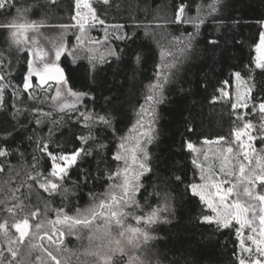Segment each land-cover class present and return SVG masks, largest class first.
I'll use <instances>...</instances> for the list:
<instances>
[{
	"label": "trees",
	"instance_id": "obj_1",
	"mask_svg": "<svg viewBox=\"0 0 264 264\" xmlns=\"http://www.w3.org/2000/svg\"><path fill=\"white\" fill-rule=\"evenodd\" d=\"M9 3L11 7L0 9V25L13 21L40 25L26 32L24 51L12 42L11 31L0 27V74L5 76L0 83L8 85L4 107L0 108V148L9 150V155L0 157V223L7 222L15 242L12 246L18 250L13 264H56L39 247L41 259L26 261L29 239L18 241L14 223L28 218L31 226L44 224L55 219L56 210L61 208L65 214L76 216L78 211L98 203L120 182L109 178L124 166L113 157L121 137L136 135L131 130L139 119L141 105H145L149 84L156 83L157 73L167 75L169 80L163 88L162 101L154 109V141L147 145L152 171L141 177L142 188L135 196L138 207L126 209L131 212L126 223L137 226L134 217L147 216L153 209L167 207L168 211H161L154 224L140 222L151 236L142 243L140 258L143 264H239L236 226L218 228L203 220L210 212L191 191L190 185L198 182L199 172L187 145L199 148L205 141L221 137L220 142L232 145L235 130L247 120L256 126L264 123L257 110L264 102V69L255 64V47L264 31V0H220L218 11L199 28L175 22L177 8L187 5L185 16L194 18L198 8L201 14L207 12L212 0H108V4L91 0L105 23L89 27L83 43L77 42L80 33L72 27L75 0ZM17 9L22 10L21 14ZM195 33L198 34L188 46V36ZM119 36L130 39H117ZM61 37L76 58L66 53L59 61L44 57L43 62L58 63L68 87L85 94L77 111H60L50 99L53 87L48 92L46 87L56 81L42 83L33 76L31 87L24 89L29 59L34 68L43 66L27 49L54 54ZM109 50L117 55L108 56ZM100 54L105 55V62H97L93 68L90 58ZM136 55L141 58L139 63L135 62ZM171 65L174 67H168ZM237 72L251 88L245 114L233 107L232 98L223 96L226 88L231 89ZM81 114L110 116L112 126H86ZM257 133L256 146L264 151V129ZM89 136L86 142L81 140ZM45 143L54 155L71 154L81 148L91 154L83 155L61 181L51 177L52 160L42 151ZM101 144L103 149L97 147ZM45 178L60 183L62 189L55 193L44 191L40 183ZM240 198L247 199L243 195ZM33 212L37 214L32 216ZM47 227L39 230L37 244L60 262V255L40 238L45 237ZM71 239H67L68 243ZM7 261L5 258V264ZM117 261L122 263L123 258Z\"/></svg>",
	"mask_w": 264,
	"mask_h": 264
},
{
	"label": "snow or ice",
	"instance_id": "obj_2",
	"mask_svg": "<svg viewBox=\"0 0 264 264\" xmlns=\"http://www.w3.org/2000/svg\"><path fill=\"white\" fill-rule=\"evenodd\" d=\"M104 4H108V0H102ZM220 0H212L207 6V12L201 14L202 9L198 8V14L194 18H187L185 16V10L187 5L181 4L178 6L175 14V22L177 23H190L196 28H199L205 23L208 16L216 13L218 11ZM9 0H0V9L5 7H11ZM75 15L72 19L75 24L72 25L74 28H78L80 35L76 36L78 43H83V36L89 27L95 26L97 23L103 25L105 22L101 20L97 15L96 9L93 7L91 0H75ZM22 10L17 9V13L21 14ZM0 27L11 31V39L14 44L18 46V50L24 51V45L28 43V37L26 32L28 30H37L40 25L35 22H24L17 23L13 21L7 25H0ZM122 28L123 26H116ZM195 34H190L187 38L188 46H191L192 40ZM107 39V32L105 35ZM117 39H130L127 36H119ZM180 39V38H178ZM35 44V41H32ZM209 43L215 44V40H210ZM28 52L35 57H38L40 62L43 64L42 68L35 67L33 60L28 61V72L24 80V89L27 90L31 87V78L33 76L38 77L42 83H47L49 80L56 81L57 89L56 95L52 97L53 101L58 102V107L60 111H77L76 105L83 100L84 95L82 93H77L72 91L71 88H67L66 92L61 91V89L67 84L64 78L63 69L60 68L58 63H44V57L47 55L42 49H37L33 51L31 48L27 49ZM257 52L259 55L256 59V67L264 69V33H261L260 44L257 46ZM73 55L75 59L74 52L70 50L66 44L63 42V37L60 38V42L55 45V61H59L61 56L64 54ZM108 56H116V52L109 50ZM163 55V54H162ZM93 63V68L97 62L104 63L105 55L100 54L98 57L93 56L90 58ZM140 56L136 55L135 62H140ZM174 67V65L168 66ZM238 80V86H242L244 81L241 78L239 72L235 73ZM5 76L0 74V81H3ZM169 80L167 75H162L157 73L156 83H151L148 86V94L145 97V105H141L140 112L138 113L139 119L136 125H134L132 132L136 133L135 136L121 137L118 150L114 155L113 159L115 161H122L123 168H117L116 172L111 173L109 178H115L120 181L114 184L112 188L107 192L104 198L99 199L98 203H95L91 208L87 209L85 212H77L76 216H69L64 213V210L57 209V216L55 220L47 221L46 224L51 226L53 233H58L60 237L64 235L56 226L59 225L61 228H66L70 233H75L84 229L89 230L90 235L88 236L89 246L85 249L84 255L86 257H92L95 259V264H116L118 255L125 254V246H131L136 248L139 246L140 242H146L151 239V236L145 230L139 226L133 227L126 223L127 217L131 215L129 209L130 207H138L137 201L135 199L136 193L142 188L141 177L146 173L152 171L150 167V156L147 150V145L153 143L154 141V129L153 124L155 120V106L159 104L163 99V88L165 83ZM8 85L0 83V108L4 107L5 99L4 93ZM251 91L250 88L246 89L243 97L238 98L246 101L248 93ZM13 95H16L14 92ZM65 96L71 97V102L65 100ZM63 101V102H61ZM237 105H233L235 108ZM246 107V103L241 105ZM259 111L264 113V102L259 104ZM16 114L13 113V116ZM86 122L88 123H100L104 126L111 127L112 120L110 116H98L96 114L84 115L81 114ZM147 116V123L144 122V118ZM40 121L37 120V123ZM253 128L251 122H247L242 128L235 130L234 136L236 141L240 142V148L243 149V161H247L245 164L243 161L239 160V156L225 155L232 154L233 148L228 147L221 153V167L220 172L225 173L229 177H235L236 183H231L229 187L224 188L225 183H230V181H217L214 178L213 170L211 167L205 169L202 164H198L194 159L193 164L201 169V179L205 181L203 184H191L190 188L195 196H199L200 201L205 203L209 209L212 210L214 215L204 216L203 220L209 224L215 223L218 228L228 229L232 226L233 221L239 225L236 229V234L240 238V246L244 252L252 254V247L245 245V238L242 235V230L244 228L250 229L251 234L247 236V240L251 241L252 245H255V252L259 256L264 257V194L255 191L256 185L259 184L264 186V155L257 154L255 149H253L251 141L255 139L251 135L250 130ZM143 129V131H140ZM244 137H247V143L244 141ZM91 137H82L81 140L87 141ZM223 140V137L220 138ZM98 148L103 149L104 145H97ZM187 147L193 151L198 150L191 143ZM43 152H46L48 157L52 160V172L51 177L59 178V180H64L68 174V170L77 164L78 160L82 158L83 155H90V151H85V149L74 150L71 154L54 155L52 152L48 151V145L43 144ZM9 155V150L7 148H0V157H6ZM208 157L205 154V160ZM253 159L255 160V165L253 164ZM233 160L237 163L234 164ZM238 168V171H237ZM2 170V169H0ZM40 178V174H37V179ZM87 178V177H85ZM179 179V177H177ZM40 187L49 193H55L62 189V185L58 182H54L52 178H45L43 183H40ZM243 188L241 193L240 188ZM211 189H215L214 192ZM64 191H67L64 189ZM243 195L247 199L241 201L240 197ZM235 197L234 199L232 197ZM230 201V202H229ZM259 204V209L257 212V203ZM9 212L12 210L9 209ZM161 211H168L167 207L163 209L157 208L153 209L147 216H135L134 219L137 225L141 221L145 225H151L156 223L160 218ZM37 213H31L35 216ZM97 221L102 223L97 224ZM258 222V227H257ZM46 224L37 223L35 228L39 231L42 230ZM19 233L18 241L23 242L25 237L29 236V219L23 218L21 221L16 222L12 225ZM113 228L118 230L117 237L113 236ZM44 236L47 237L49 241L55 244L57 241L53 239V235H49L47 231L44 232ZM0 237H2L8 244L7 249L13 259H9L7 264H13L14 258L18 254V250L12 245L15 243L9 232L7 222L0 223ZM32 239L35 238L33 234ZM44 237H41L43 239ZM62 243V241H60ZM30 251L41 248L47 253V256L52 260L56 261V264H60L53 256L51 251L44 248L42 244L31 243ZM39 259V257H37ZM137 262L136 257H130L129 264H134ZM0 264H5V258L3 250H0ZM138 264V262H137ZM239 264H248L245 259L241 258ZM251 264H264V261L259 259L252 260Z\"/></svg>",
	"mask_w": 264,
	"mask_h": 264
},
{
	"label": "rangeland",
	"instance_id": "obj_3",
	"mask_svg": "<svg viewBox=\"0 0 264 264\" xmlns=\"http://www.w3.org/2000/svg\"><path fill=\"white\" fill-rule=\"evenodd\" d=\"M263 28H264V22H263ZM263 33H264V31H263ZM33 39H36V38L33 37ZM259 44H260V39H259L258 44L255 47V64H256L257 56L259 55V53L256 50L257 46ZM45 53H47V55L45 56V59H50L51 58L52 61H55V53L51 54L49 52V50H45ZM89 56H91V55H89ZM34 58L35 59H39L38 57H35V56H34ZM49 81H51V80H49ZM243 81H244L243 85L242 86H238V80H237L236 76L234 75V82H233V85H232L231 89L229 90L228 88H226V90L223 91V96H225L226 98H232L234 100V105H237L235 108L241 109L243 111V114H245L246 112H248L247 111V107L250 104L249 100H250L251 91L248 93L246 101L243 100V99H239L238 98V93H239V97H243L244 94H245L246 89L250 88L248 82L245 79H243ZM57 86L58 85L55 84V85H48L46 87V92H48L53 87L52 88L53 93H52V96H51L50 99H52V97L56 95ZM67 88H69V87L66 84L61 89L62 93L66 92ZM71 99H72L71 97L65 96V100H67L68 102H71ZM53 102H55L58 105L57 101H53ZM61 102H63V101H61ZM245 103H246L247 106L246 107H242L241 105L245 104ZM257 110H258V112H260L259 111V106H258ZM261 114L263 115V118H264V113H261ZM247 122H250V121L247 120L245 123H247ZM263 125H264L263 122L261 124H258L257 126L254 124L253 128L250 130L251 135L253 137H255V139H253L251 141L252 147H253V149H255V152L257 154H260V155H264V151H263V149H261L258 146H256V142H257V139L259 137L258 133H257V130L264 129ZM243 139H244L245 143L248 142L247 141V137H244ZM203 144L204 145L199 147V148L195 147L198 150L197 152H193L192 151L193 160L195 159L198 164H202L205 169L211 167L212 170H213L214 178L217 181H225V180L230 181V183H225L223 185L224 188L229 187L231 183H236V178L235 177H229L225 173L220 172V167H221V163H222L221 153H222L223 150L227 149L228 147H232L233 148V153L232 154H227L225 152L224 153L225 155H230V156H233V157L239 156V160L243 161V155H242L243 149L240 148V142L236 141L235 136L233 137L232 145L224 144V143L220 142V140H218V139L217 140L205 141ZM205 154L208 157L207 160H205ZM57 155H62V154H57ZM243 162L245 164L248 163L247 161H243ZM233 163L236 164L237 161L233 160ZM52 164H53V162H52ZM254 165H255V160L253 159L252 166H254ZM237 171H238V168H237ZM51 172H52V169H51ZM198 172H199L198 173L199 174V180L195 184H203V183H205V181L201 179V169L200 168H198ZM242 190H243V188L241 187L240 191H242ZM211 191L214 192L215 189H211ZM255 191L259 192L261 194H264V186H261V185L257 184L256 188H255ZM232 198L234 199L235 197L233 196ZM240 199H241V201L244 200L243 198H240ZM256 203H257V212H258L259 204H258V202H256ZM206 207H207V205H206ZM90 208H91V206H90ZM85 211H83V212H85ZM209 212L210 213H209L208 216L214 215V213L212 212L211 209H209ZM53 220H55V219H53ZM47 221H52V220H47ZM47 221H45L44 224H46ZM96 223L100 224L102 222L101 221H97ZM127 224H130V223H127ZM233 224L236 226V229L239 228V225L236 224L235 221H233L232 225ZM130 225H132L133 227L136 226L134 224H130ZM137 226L142 228V226L140 224L137 225ZM45 227H47V224H46ZM56 227L59 228L61 231H63L64 235L62 237H60L58 233H53L52 229L47 227L46 229H48V234L49 235H53V239L56 240L57 242L55 244H53L51 241H49L47 239V237L46 238L44 237L43 240L46 241L45 243H46L48 248H50L54 253H58L60 255V257H61L60 264H95V259L94 258L86 257L84 255L85 249H87L88 246H89V240H88V236L90 235L89 230L84 229V230H81V231H78V232H75V233H70L66 228H61L59 225H57ZM257 227H258V222H257ZM28 231H29V236H28L29 243L30 244L31 243H36L37 244L36 239L39 236V231L35 228V226H31L30 224H29V230ZM117 232H118V230L116 228H113V236L114 237H117ZM33 234H35V238L34 239L31 238V237H33ZM250 234H251L250 229L244 228L242 230V235L245 238V245L248 246V247H252L253 252H252V254H249L248 252H244L242 250L241 246H240V252H241L240 253L241 257L240 258L245 259L246 262H248V264H251V261L252 260H256V259L264 261V257L259 256V254L255 252V245H252L251 241L246 239L247 236L250 235ZM68 238H72L70 243H68V241H67ZM238 240H239V245H240V238L239 237H238ZM60 241H62V243H60ZM142 243L143 242H140L139 246L136 247V248H133L131 246L126 245L125 246V248H126L125 254L118 255V257L123 258V262L122 263H118V261L116 260V264H129L130 257H136L138 264H143V262H142V260L140 258V250H141ZM29 246L30 245H28V247ZM7 249H8V243L3 238H1L0 239V250H3L4 258H7L9 260V259H11V255H10V253H8ZM37 252H40L38 248L30 251V247H29L28 254H27L25 260L26 261H31L32 258L37 259V257H40L39 259H41V257L43 255L40 256V255L37 254ZM137 262H134V264H137ZM38 264H40V263H38ZM52 264H55V262H52Z\"/></svg>",
	"mask_w": 264,
	"mask_h": 264
}]
</instances>
